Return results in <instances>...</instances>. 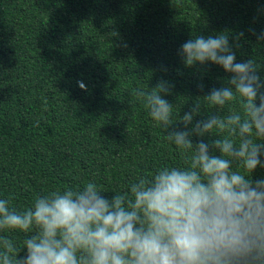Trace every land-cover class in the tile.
<instances>
[{
    "label": "trees",
    "instance_id": "obj_1",
    "mask_svg": "<svg viewBox=\"0 0 264 264\" xmlns=\"http://www.w3.org/2000/svg\"><path fill=\"white\" fill-rule=\"evenodd\" d=\"M224 32L236 62L255 59L264 82V40L257 38L264 0H0V199L22 211L38 196L89 181L111 198L140 176L186 167L133 89L174 85L165 98L176 119L201 98L189 128L240 112L239 101L218 112L202 98L227 86L231 73L211 62L186 67L179 54L189 39ZM173 127L185 130L181 122ZM252 179L264 180V167ZM7 234L22 250L33 233Z\"/></svg>",
    "mask_w": 264,
    "mask_h": 264
},
{
    "label": "clouds",
    "instance_id": "obj_2",
    "mask_svg": "<svg viewBox=\"0 0 264 264\" xmlns=\"http://www.w3.org/2000/svg\"><path fill=\"white\" fill-rule=\"evenodd\" d=\"M243 35L234 38L237 47ZM257 38L264 40V33ZM179 54L186 67L211 62L231 73L227 86L202 98L218 112L239 101L241 111L211 115L189 128L201 98L176 119L165 98L174 85L161 80L151 91L133 89L187 166L140 176L111 198L89 181L82 189L38 196L22 211L10 198L0 199V264H264V180L252 179L264 167L260 65L255 59L236 62L227 32L189 39ZM178 122L185 130L173 127ZM205 134L218 138L195 144L190 138ZM234 164L244 171L233 170ZM16 230L33 233L22 250L7 234Z\"/></svg>",
    "mask_w": 264,
    "mask_h": 264
}]
</instances>
